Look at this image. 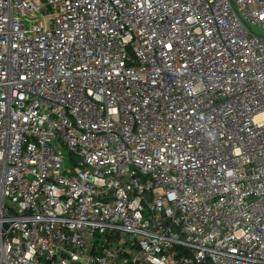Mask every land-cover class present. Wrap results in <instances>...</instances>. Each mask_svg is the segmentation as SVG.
Wrapping results in <instances>:
<instances>
[{
    "label": "built area",
    "instance_id": "1",
    "mask_svg": "<svg viewBox=\"0 0 264 264\" xmlns=\"http://www.w3.org/2000/svg\"><path fill=\"white\" fill-rule=\"evenodd\" d=\"M0 264H264V0H0Z\"/></svg>",
    "mask_w": 264,
    "mask_h": 264
},
{
    "label": "rangeland",
    "instance_id": "2",
    "mask_svg": "<svg viewBox=\"0 0 264 264\" xmlns=\"http://www.w3.org/2000/svg\"><path fill=\"white\" fill-rule=\"evenodd\" d=\"M70 161L68 159H66V165H69Z\"/></svg>",
    "mask_w": 264,
    "mask_h": 264
}]
</instances>
